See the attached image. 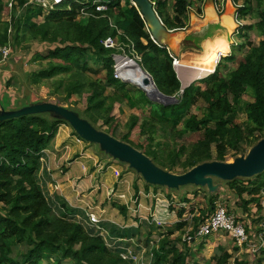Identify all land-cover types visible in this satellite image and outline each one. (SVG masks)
Instances as JSON below:
<instances>
[{
  "label": "trees",
  "instance_id": "16d2710c",
  "mask_svg": "<svg viewBox=\"0 0 264 264\" xmlns=\"http://www.w3.org/2000/svg\"><path fill=\"white\" fill-rule=\"evenodd\" d=\"M27 1L13 0V9L21 11L22 16L14 29V40L17 45L35 42L45 45L48 50L46 55L35 56L34 60L46 63V66L27 75L30 84L38 85L62 75L55 81L53 95H60L61 90L65 101L73 96L85 95L86 107L82 114L87 116L84 118L89 125L99 120L111 125L114 107L124 101H127L130 108L139 106L144 112L149 110L146 113L148 117L142 120L135 116L129 119L126 124L128 132L122 136L124 142L129 140L131 131L136 128L141 135L151 136L160 127L175 142L188 133H202L201 138L189 149L177 145L169 146V149L165 143L166 152L162 156H158L150 144L145 155L162 171H172L178 166V170H181L179 174H183L200 164L225 163L228 150L239 155L245 152L244 146L250 147L253 142L264 139V0H253L257 8L261 9L259 22L246 28L249 31L256 30L261 38L259 43L247 44L248 50L234 70L222 75L218 66L213 75L205 79H202L205 76L198 78L202 79L199 81L195 79L196 82L185 89L179 101L168 106L151 102L144 92L114 77V56H127L132 60L139 57L140 61L136 63L151 76L161 94L176 97L180 93V82L173 67L175 56L151 40L131 0H123V5L122 0H88L85 6L73 0L70 1V10L62 4L50 11L43 22L34 21L41 10L29 11L28 6H25ZM164 1L172 3L174 17H168L163 12L165 2L150 0L166 29H185L191 1ZM93 3H101L106 10L96 12ZM246 4L243 9H238L239 13L248 12L249 0H246ZM82 10L87 18L81 20L77 17ZM241 28L239 30H243ZM7 32L6 28L0 33V46L8 42ZM107 39L116 40V46L106 48L103 42ZM240 46L243 47V44ZM232 58L231 52L224 60ZM91 63L98 68L91 67ZM248 89L254 96L253 101L246 106V124L241 127L237 121L239 101ZM201 104V117L189 114L193 107ZM27 105L31 107L33 103L28 101ZM66 109L80 114L79 110ZM168 115L172 124H181V130H168L165 127L164 119ZM65 124L69 123L54 112L36 113L0 122V264H43L52 261L60 264L65 260H71L72 264H132L124 261L119 251L107 247L95 230H87L75 222L76 211L68 207L66 202L57 198L54 207L45 196L39 179L41 152L45 151L48 155L55 152L58 128ZM56 155L61 156L60 153ZM51 166V173L43 169L44 176L57 183L67 181L74 175L83 176L84 173L83 166L79 165V172L76 173L72 164L64 160L59 161L57 167L54 164ZM108 169L100 161L94 164L92 172L96 185H99L95 192L96 198L93 199L91 195L85 197L79 203L83 206L80 209L94 214L101 221L108 218L125 228L121 230L112 227L114 230L110 232L111 238L130 239L134 237V226L140 218L139 202L141 198L147 199L149 196L139 195L140 190L136 185L132 188V196L127 191V184L132 177L128 173L121 176L122 171H117L119 175L115 176L113 171L119 182L114 186V195H110L108 200L106 188L102 187V177ZM258 176L263 181L258 184L250 182L249 189L237 187V180L228 186L236 190L239 198L244 194L257 195L264 190V172ZM214 201L211 199L206 211H200L197 218L191 219L193 229H197L208 218V213L214 208ZM257 201L252 198L250 203ZM172 205L168 202L166 207ZM106 209L108 211L104 212ZM184 212L183 209L179 210L176 213L178 223L161 235L158 248L153 251V264H189V260H192L189 243L181 242V237H178L176 242L182 243V249H179L172 244L175 241H169L175 232L185 233L184 227L188 222L181 221ZM141 226L149 231V236L159 229L155 224L147 222L141 223ZM238 250L234 247L233 252ZM230 259L224 247L218 246L215 249L212 259L214 264H228ZM235 263L245 264L238 261Z\"/></svg>",
  "mask_w": 264,
  "mask_h": 264
},
{
  "label": "rangeland",
  "instance_id": "374dc122",
  "mask_svg": "<svg viewBox=\"0 0 264 264\" xmlns=\"http://www.w3.org/2000/svg\"><path fill=\"white\" fill-rule=\"evenodd\" d=\"M39 1L29 0L28 2L29 4L27 6H28L29 11H32V12H37V10H41L40 15H38L36 19H34V21L43 22L51 10L48 7V3H47L49 0H39ZM160 1L165 2L164 0H160ZM190 1L192 4H190L189 12H194V13L196 12L199 16L203 17L205 0H190ZM10 3H12V0H0V33H2L3 30L6 28L8 30L7 32L8 42L5 45L0 46V50H2L3 48H6L10 53V55L8 54V56L4 59L2 55L3 53L0 51V114L9 116L12 114L20 113L19 111H21L22 108L19 107L18 103L19 104L24 103L25 106H29L27 105L28 101L31 103L35 102L37 104H51V105H56V106L57 104H59L60 107H63L65 109L69 108L71 110L72 109L79 110V113L81 115L74 111L73 113L82 122L85 123V118L87 116L82 114L86 107V104H85L86 96L85 95L73 96L71 97L69 101H65V95L62 93L61 90H60V95H53V93H55V88H54L55 81L61 78L62 75H58L49 81L45 80L38 85L30 84L27 75L32 71H38L42 66H46V63H40L39 61L34 60L35 56L37 54L46 55L48 50L45 45H39L35 42L27 43L29 45L25 43L17 45L16 40H14L15 33H16L14 29L17 27V23L21 19L22 16H20L21 11L19 10L15 11L13 9L14 5L11 8L9 7ZM123 4H124V1L122 0L121 5ZM64 5H66L67 10H70V8L72 7L71 6L72 4L70 2L69 3L67 2ZM245 5H247L246 0H226L223 4V7H219V10H217V12L215 11L216 15L213 14L211 16V20L216 22L217 18H221L223 15L229 14L233 18L236 12H238V16H236V18L239 19V22L241 24V26H238L237 29L235 30L236 25L234 24V22H232L234 25L233 29L235 30V31L232 30V32L234 31L235 35L237 36V40L233 42L234 44H236V47H231L233 58L231 60L222 59V61L218 65L220 66L219 69L221 70L222 75L226 74L228 71L234 70L237 67L238 63L241 61V59L243 58V56L248 50V47H247L248 43L257 45L259 41L261 40L256 30H252V31L246 30L248 26L255 25L256 23L259 22V13L261 9L257 8V4L253 0H249L250 8L248 12H246V14H243L242 12L239 13V11L237 10V7L243 9ZM53 8L56 9L57 7L54 6L52 7V9ZM263 10H264V2H263ZM163 12L168 17H174L171 2L169 1L165 2V5L163 7ZM77 18L82 20L84 18H87V14H84L82 10L81 13H79V16ZM232 18H231V21H233ZM193 20L194 22L195 21L199 22V20L197 21L195 18H193V16L191 17V19L188 16L186 20L187 30L189 32H191L192 30H194V28H196L193 26L189 27V24H193ZM200 23H203V21H200ZM239 27H244V28H241L243 30H239L240 29ZM9 31H10V34H9ZM176 33H180V32H176ZM183 34H186V32H183ZM236 36L229 35L228 36L229 41H232L233 39H235ZM193 41L191 42L189 38H186L185 42L186 44L188 43L186 47L189 46L191 48H195L199 40H196L194 42ZM115 42L117 43L116 40ZM242 44H243V47L240 46ZM180 50H181V55L179 56L180 58L183 56L184 58H187L186 55L188 56V54L194 53L193 50L187 49V52L183 54V52L185 51H183L184 49L182 50V47ZM199 50L200 51H197L198 53L201 52V49ZM222 52H223V55H226L227 47ZM194 57L196 56L195 55L191 56L189 60ZM124 59H125V56H114L113 57L114 66L119 64V66L121 67L120 75L122 76L124 81H126L125 83L129 84L128 86H131L136 90L142 91L143 89L142 90L139 89L141 88L140 87L141 85L137 84V82L135 83L130 77L133 71L132 69L128 67V64H131V63H124ZM189 60H185V61L188 62ZM185 61L181 62V64L186 65ZM216 63L217 62H216V56H215L214 63L210 66L211 68L206 73L209 74L212 72V70L214 71ZM199 64L201 63H197V65L195 66H198ZM90 66L94 68H98L95 64H92V63L90 64ZM179 75L181 79V74L179 73ZM198 78H201V77L191 76V73H190L189 82L191 80L193 81ZM131 82L133 84H136L138 87L133 85ZM183 84L184 86L187 85L188 81L184 79ZM200 86L203 87V85H200ZM129 90L133 91L131 88H129ZM253 96H254L253 92L250 89H248L240 98L238 114H237V121L239 122V125L241 127H244L246 124L245 109H246V106L253 101ZM201 106L202 104L200 106L193 107L189 114L195 115L197 117H201L202 116ZM148 111L149 110H146V112H144L141 109V107L139 108V106L136 108H130L127 101H124L123 104L116 105L114 107L113 122L111 125L103 124V122L99 120L97 121V123L93 122L92 125L90 126L94 128L98 133H101L113 139L114 141L121 143L122 145L126 147L132 148L138 151L142 155H145V151L148 150L147 147L150 144L152 146L151 149L154 152H156L158 156H162L165 154L166 144L168 145V148L169 146L171 148V146L174 147V145H177V146H185V148L189 149L202 136V133H193V134L188 133L185 136H183L181 139H178V141L175 142L172 140V138L170 139L168 132L163 131V129L160 127H157L156 132L152 133L151 136L147 134L141 135V133L139 132V129L136 128L131 131L129 135V140H127L128 143L124 142L122 140V136L128 132V129L126 128V124L128 123L129 119L132 116H135V117H139V119L142 120L143 118H145V116H147V114L145 113H147ZM164 125L168 130H171L172 128L181 130V124H172L169 115L168 117L164 119ZM61 126H66L70 128L72 130L71 135L75 136V139L82 142V144H85L86 149L91 150V152L98 157L99 161L103 163L102 164L103 166H106L109 164L116 165L120 167L121 170L119 171H122L121 176L128 173L130 177L135 179V181L136 179L141 178L140 170L132 166L130 163L126 161H122L121 159L106 152L98 144H94L89 141L82 140V138L79 137V135L76 133L73 127L70 126L69 124L60 125L59 128ZM149 138H151V140H149ZM263 141L264 139H260L258 141L253 142L250 147L244 146L245 152L239 155L238 154L235 155L234 151L228 150L226 154V157H227L226 163L233 164L235 161L240 160V161H244L243 163H241L242 166H245V167L253 166L259 158L258 156L259 148ZM92 153H89V154L93 156ZM145 157L148 160L153 161L151 158L147 157L146 155ZM155 162L158 163L157 161ZM49 163H51V161L49 162L47 159L46 160L43 159L41 161L42 167L39 173L40 185L43 188L45 196L47 197L51 205L56 207L55 201L57 198H59L61 201H64V202L67 201L66 204L69 207V204L71 205V203L68 204L69 198L67 199L68 194L64 191V188L63 190L60 189L59 187L57 188V185H54V183H52V180L49 181L44 176L43 169H46ZM210 175L215 177V180H211V182H213L215 186L217 187V189L213 191V193L207 192L206 187H203V190H198V191L194 189L193 190L194 192L197 191L195 195L186 194V197H190V199L188 200V203L186 204L182 203L180 200L183 197H185L184 194L181 196L180 193L176 192L172 197H175V199L177 198V200L181 202L179 204L184 205L186 209L188 210V212L190 210H194L192 211V213L193 212L197 213L198 211L199 212L206 211L209 205L208 201H210L211 197H213L211 195L213 194L214 196L217 197V201L219 202V204H222L223 207L226 209V211H228L231 215H233L235 219L237 220V222L241 223L245 227L246 232L249 236V242L247 246L241 247L240 249L237 247L239 250L237 252H233L234 247L236 246L234 242L232 241V239L227 235H223V234L213 235L211 237H207L203 239L202 241L201 240L194 241L188 244V247L193 255L192 260L191 259L189 260V264H214V261L212 259L215 253V249L218 247V245L219 246L223 245L222 247H224L227 253L230 254L231 259L229 260L228 264H236L235 263L236 261L242 262L245 264H264V258H262V255L264 252V232H263L264 231V190L260 191V193L257 195L251 196V195L244 194L241 198H239L236 190L231 189L227 186V183H230L229 180H233V181L237 180V183H238L237 187L243 186V187L248 188L251 181L253 184L254 182L255 184H258L260 181H263V179L261 178V176H253L251 178L250 177L244 178V176H241L239 174H234V173L228 174L229 176L219 175V174H210ZM132 178H131V181H132ZM216 180H218L219 184L218 182H216ZM130 183H131L130 192L133 193L132 188H134L135 184L133 182H130ZM142 185H143V188H141V190H144L145 189L144 186H147V185H145L143 182H142ZM147 187H149V189L151 190H156L153 186H147ZM67 188L68 187H66V189ZM95 188H98V187H95ZM158 190H163L161 192H163L164 195H167V191H165L164 189L158 188ZM252 198H255L256 200H258L257 203L256 202L250 203V200ZM73 200L74 199H72V201ZM162 203H165V202H162ZM176 207L177 208H173L174 212L175 210H178L180 208V206H176ZM216 207L217 206H215L214 204V208H211L210 212L208 213L209 215L207 217L212 215V212L215 210ZM72 208L76 211V213L74 214L75 220H76L75 222L82 224L87 230H90V227L86 225V220H85L86 216L84 217L83 211L81 209L78 211V209L74 206H72ZM185 213L186 211L184 212V214ZM187 218H188L189 228L193 229L194 227L193 222H192V225L190 223L191 218L190 217H187ZM91 229L95 231H99L100 232L99 234H101L103 226L99 225ZM105 230L108 232L110 236V231L106 228ZM165 230L166 229L163 228L160 230V232H164ZM184 230H185V227H184ZM138 231H139L140 238L138 240H134L135 242H132V240H128V239L119 240V238L118 239L116 238L117 240H111V241L109 240V238H106L104 242L106 246H111L113 249H116L119 247L121 249H127V251L130 253L132 257H135L134 255H136V260L134 261L135 263H132V264H153V251L158 248V244L161 240V238H158V237H162V236H159L158 234L159 232L157 231L153 232L152 235L149 236V231L144 229L143 226H139ZM178 235H179L178 233H174L172 236H170L169 241L170 240L175 241V242H172V244L175 243V246H178L180 249H182V243L176 242V241L178 237H181L182 239L185 233L182 234V236H178ZM261 244H263V247L260 248ZM120 254L121 252L119 253V256ZM43 264H55V262L54 261L49 262V263L44 262ZM60 264H72V263H71V260H65V261H62Z\"/></svg>",
  "mask_w": 264,
  "mask_h": 264
},
{
  "label": "crops",
  "instance_id": "0c3cea01",
  "mask_svg": "<svg viewBox=\"0 0 264 264\" xmlns=\"http://www.w3.org/2000/svg\"><path fill=\"white\" fill-rule=\"evenodd\" d=\"M198 10H199V8H198ZM196 14H197L196 12L195 13L189 12V15H188L190 17V19L193 16V18H195L197 21L199 20V22H196V21L194 22V20H193V24H189V27H192V26L196 27V28H194V30L189 32L187 30V26L185 29L177 30L178 32H180L182 34H183V32H186V34L181 35L179 38L180 41L182 40L180 42V46L177 47V48H179V51L181 52L180 49L182 47V50L184 49L183 51H185V52H183V54L187 52V49L193 50L194 53L188 54V56L186 55L187 58H184V56L182 55L183 57H181V58L177 57V59L180 62H184L185 60H189V58L193 55L196 56V57H194L195 59L197 57H202V53H204L205 50H207L209 45H211V44L214 45L218 39H223V38L225 39V42H226L224 44H227L226 45V47H227L226 55H228V54L230 55L231 54V44L237 40V36L235 35V32H234L236 30V28L232 32L233 34H231V36H236L235 39H233L232 41H229L228 36H226V32H225V29H227V28L222 24L221 20L216 21V22L209 20L208 17L206 16V14L204 13V10H203V17L199 16L198 14L196 15ZM234 19H235V16H233V22L236 25V22ZM200 21H203V23H200ZM186 38H189L191 42L193 40L194 41L199 40V42L196 44L195 48H191L189 46L186 47V45L188 44V43L186 44V42H185ZM195 49H197V50H195ZM199 49H201V52L198 53L197 51H200ZM178 71L181 74V81L182 82L184 79L187 80L188 83H190L192 81L191 80L189 82L190 73L192 76L193 67H188V66H185L182 64L179 66ZM18 105L22 109L29 107V106H25L24 103H22V104L18 103ZM35 105H39V104L34 102L32 106H35ZM147 116H148V114H147ZM147 116H145V117H147ZM71 134H72V130L70 128H68L66 126H61L59 128L58 133H57V137L55 140V145H54L55 146V152H52V154L49 155L48 161L49 162L51 161V163H49L48 166L46 167V171L48 173H51V168H52L51 165L54 164L57 167L59 165V161H61V160H64L67 163L72 164V169H74L76 171V173L79 172L78 166L79 165L83 166V171H84V173H82L83 176H79V175L75 176L74 175L71 179H69L67 181L60 182V183L59 182L57 183L51 179L52 183H54V185H57V188L59 187L62 190L64 188V191L68 194V197H67V199L69 198L68 204L71 203V205L69 204V206L71 208H72V206H74L78 210H80V208L83 206L82 205L80 206L79 203L81 201H84L85 197L87 198L91 195L93 197V199L96 198L95 192H96V190H98V188L93 189V187H99V185H96L97 182L94 180L95 176H94V173L92 172V167L94 166V164H97V162H99V159L96 155H94L91 152V150L86 149L85 144H82V142L75 139V136H73ZM132 150H134V149H132ZM134 151H136V150H134ZM56 153L57 154L60 153L61 156L58 157L56 155ZM89 153H92L93 156H91ZM143 156H145V155H143ZM150 162L157 169L162 171L159 167H157V165H155L153 163V161H150ZM208 164H212V163H208ZM201 165H205V164H200V165H197L196 167L201 166ZM76 166H77V168H76ZM106 166L109 169L106 170V172L103 174L102 180L104 183H103L102 187L106 188V190H105L106 191V197L108 200H110V198H111L110 195L111 196L114 195V193H113L114 186L116 183L119 182V181H117L118 179H116L114 177L113 171H114V173H116L117 171H119L121 169L119 166H116V165L109 164ZM177 167L178 166H176V168H173L172 171H166L165 170L162 172L166 173L169 176H183L193 169L192 168L183 174H179L181 170L179 171ZM140 177L141 178L136 179V181H135V179L132 178V181H130V182H133L139 188V190H140L139 195H148L149 198H147V199L141 198V201L139 202L140 206H141L139 208V216H140V218L138 219L139 222L134 226V229H135V232L133 235L134 237H131L130 239H128V240H132V242H135L134 240H138L140 238L137 230H138V227L141 226V223H143V222H147L148 224H155L156 226H157L156 221L161 223L162 226L161 227L158 226L159 229L156 230L157 232H159L158 233L159 236H161L164 233H166V231H168L170 227H172L174 224L178 223L179 220L176 216V213L179 210L183 209L184 211H186V213L183 215V218H182L183 220H181V221H184L185 223L188 222L187 217H190L191 219L193 217L197 218L199 213H200L199 211L197 213H195V212L192 213V211H194V210H190L188 212L186 207L184 205L179 204V203H181V202L184 204L188 203V200L190 199V197H186V194L195 195V193L198 190H203V187H206L207 192H212V193H213V191H215L217 189V187L215 186V184L213 182H211V184H207V183L205 184V182H204L206 180L207 181L215 180V177H213V176L204 177V179H203L204 183H201L202 181L199 183H186L185 185H181V186H177V187H169L167 185H156V184L148 182L143 177L142 174H140ZM232 181L233 180H229V182H232ZM130 182H128V184H127V191L128 192H130V187H131ZM142 182L147 186H153L156 190H151L147 186H144L145 189L141 190V188H143ZM216 182H218V180H216ZM218 184H219V182H218ZM228 184L229 183H227V186H228ZM66 187H68V188L66 189ZM158 188H162L165 191H167V195H164L163 192H161L163 190H158ZM241 188L249 189V187L247 188V187H243V186ZM194 189H196L197 191L195 190L196 192H194L193 191ZM82 192H85V194L83 193L81 195ZM176 192L180 193L181 196L183 194L185 195V197L180 199L181 202L179 200H177V198L175 199V197H172ZM170 193H172V194H170ZM131 195H132V193H131ZM211 195L213 196V197H211V199H215L214 204H215V206H217L215 208V210L218 207L223 206L222 204H219L216 196H214L213 194H211ZM72 199H74V200L72 201ZM170 199H172V200H170ZM169 200L173 204L172 205L173 207L170 206L171 208L166 207L167 203L170 202ZM162 202H165V203H162ZM74 203H75V205H74ZM176 206H180V208L178 210H175V212H174V210L171 211V209L177 208ZM103 211L107 212L108 209L103 210ZM213 212H212V214H213ZM185 218H187V219H185ZM207 219L205 221H207ZM139 223H140V225H139ZM102 226L105 227L106 229H108L110 232H111V230H114V228H112V227H115V229H119L118 225H116V223H114V222H111L108 218L104 219ZM136 226H138V227H136ZM120 228H121V230L125 229L124 227H120ZM163 228L166 230L164 232H160V230ZM187 228H189L188 223L186 224L185 230ZM152 233H151V235H152ZM175 233H178L179 234L178 236H182V232H175ZM158 238H161V237H158ZM124 240H126V239H124ZM181 242H182V239H181ZM173 244L175 245V243H173ZM220 245H222V244H220ZM176 247L179 248L178 246H176Z\"/></svg>",
  "mask_w": 264,
  "mask_h": 264
},
{
  "label": "water",
  "instance_id": "95a60500",
  "mask_svg": "<svg viewBox=\"0 0 264 264\" xmlns=\"http://www.w3.org/2000/svg\"><path fill=\"white\" fill-rule=\"evenodd\" d=\"M132 5L138 9L141 18L143 19L148 32L150 34L151 40L158 45L159 47L167 48L175 57L181 55L178 46H180V39L173 37L171 30H167L164 26L162 20L158 16L155 10L154 3H151L150 0H131ZM214 9V0H205L204 2V13L208 15ZM226 36L229 35L226 31ZM135 66L140 70L144 75L143 85L148 86L150 84L155 88V96H151L143 91L146 97L154 103H158L164 106L172 105L177 103L179 98L184 93L185 89L191 86L196 80H193L187 85H183L178 70L174 68L177 79L180 82V93L177 97H167L161 94L155 86L151 76L143 71L137 63H134ZM201 79H197L199 81ZM140 89V88H139ZM20 113L12 115H0V122L11 120L27 115H32L36 113L44 112H54L62 116L70 126L76 131L80 138L83 140L89 141L94 144L100 145L106 152L112 154L113 156L130 163L135 168L139 169L143 177L150 183L156 185H167L169 187H177L185 185L186 183H208L211 184V181H204V177L211 176L210 174H219L227 175L234 173L244 176V178H251L253 176H258L264 172V141L262 142L257 162L251 167L242 166L241 163L244 161H235L233 164L228 163H212L205 164L193 168L187 174L183 176H169L166 173L157 169L145 156L140 154L137 151L132 150L129 147L114 141L113 139L98 133L94 128H92L88 123L82 122L77 116L69 112L67 109L51 105V104H39L31 106L19 111ZM230 178V177H229ZM204 181V182H203Z\"/></svg>",
  "mask_w": 264,
  "mask_h": 264
},
{
  "label": "built area",
  "instance_id": "2783aa9c",
  "mask_svg": "<svg viewBox=\"0 0 264 264\" xmlns=\"http://www.w3.org/2000/svg\"><path fill=\"white\" fill-rule=\"evenodd\" d=\"M70 1L71 0H49L47 3H48V7L52 11L54 9V8L52 9V7H54V6L58 7V6L62 5V4L70 2ZM75 1H80L79 3L82 6H85L87 4L88 0H84V1L75 0ZM214 1H215V10L217 11V10H219V7H223V4H224V2L226 0H214ZM28 2H29V0L27 1V4L25 6H27L29 4ZM39 2H37V3H39ZM13 5H14V3H13V0H12V3H10L9 7L11 8ZM92 6L95 7L96 12H102V11L106 10V7L104 5H102L101 3H98V4L93 3ZM238 9H239V7H237V10ZM236 16H238L237 12L235 14V17ZM236 23H237V27L241 26V24L239 22V19L236 20ZM239 28H241V27H239ZM9 34H10V31H9ZM114 42L115 41H113L111 39H107L106 41L103 42V45L106 48H114L116 46V42L115 43ZM231 46H235L236 47V44L232 43ZM0 51L3 53L2 55H3L4 59L8 56V54L10 55L9 51L6 48H3ZM225 57H226V55L218 53V60H217V63L215 65V68L219 65L221 60L224 59ZM136 61H140L139 57H135V59L132 60L129 57L125 56V59H124V63L134 64V63H136ZM180 63H181L180 61H178L175 57H173V67L174 68H176V69L179 68V64ZM215 68H214V71H215ZM214 71L212 73H209L205 77H208V76L212 75L214 73ZM114 76H115L116 79H119V80H121L123 82H126V81H124V79L120 75L119 64L114 66ZM41 154H42L41 161L43 159L49 160V155H48L47 152L42 151ZM118 175H119V173L116 172L115 176H118ZM120 197L122 199H125V197L123 195H121ZM83 213H84V217L86 216L85 220H86V225L88 227L95 228V227H97L99 225L102 226V223L104 221H101L94 214H92L90 212H87L86 210H84ZM156 223H157V226H159V227L162 226L161 223H159L157 221H156ZM190 223L192 224V220L190 221ZM139 225H140V223H139ZM136 227H138V226H136ZM118 228L121 229L119 226H118ZM96 232H97L98 236H100V237H102L104 239V241L106 240V238H109L110 241L118 239V238L117 239L116 238H111L104 227L102 229V233L101 234H99L100 233L99 231H96ZM221 234L229 236L232 239V241L234 242L235 246L238 247L239 249L241 247H245V246L248 245L249 236H248V234L246 232L245 227L241 223L237 222L235 217L233 215H231L228 211H226V209L223 206L218 207L213 212V214L207 219V221H205L204 223L199 225L197 227V229L187 228L185 230V235L183 236L182 241L183 242H187V243H192V242L198 241V240L202 241L203 239H205L207 237H211L213 235H221ZM119 240H122V239H119ZM122 242H124V241H122ZM107 247L112 248L111 246H107ZM261 247H263V244L260 245V248ZM113 250H117V251H119V253L121 252L120 257L124 261L135 263L134 261L136 260V255H134L135 257H132L130 255V253L127 251V249H121L119 247V248H116V249H113Z\"/></svg>",
  "mask_w": 264,
  "mask_h": 264
},
{
  "label": "bare ground",
  "instance_id": "6f19581e",
  "mask_svg": "<svg viewBox=\"0 0 264 264\" xmlns=\"http://www.w3.org/2000/svg\"><path fill=\"white\" fill-rule=\"evenodd\" d=\"M215 11L216 10H215V1H214V9H211L210 13L208 15H206L209 20H211V16L213 14L216 15ZM231 18H232V16H230L229 14L228 15H223L221 18H217V21H220L221 20L222 24L228 29V32L227 33H229V34L232 32V30H234L233 29L234 25L232 23L233 21H231ZM176 32H178V31H173L172 32V35H173L174 38L179 39L182 33L179 34V33H176ZM224 43H226L224 38L223 39H218L215 42L214 45L211 44V45L208 46L207 50H205V52L202 53V57H197L196 59L195 58H191L188 62L185 61V63H186L185 66L193 67L192 76H195V77H204V76H206L208 74L206 72L211 68L210 66L214 63L215 56H216V61H217L218 60V53L223 54L222 51L225 50L226 45H227V44H224ZM196 62L197 63H201V64H199L198 66H195V65H197ZM180 65H182V64L180 63L179 66ZM128 67L130 69H132V71H133L132 75H130L131 79L135 83L137 82V84L141 85L140 86L141 87L140 89L141 90L143 89V91H145L147 94H149L151 96H155L156 95L155 94V88L153 87L152 84H150L148 86H144L143 85V79H145V77L140 72V70L137 68V66H135L134 64H128ZM177 70H178V68H177ZM120 71H121V67H120ZM212 72H213V70H212ZM178 74H179V71H178ZM133 85L137 86L136 84H133Z\"/></svg>",
  "mask_w": 264,
  "mask_h": 264
},
{
  "label": "clouds",
  "instance_id": "9594fccd",
  "mask_svg": "<svg viewBox=\"0 0 264 264\" xmlns=\"http://www.w3.org/2000/svg\"><path fill=\"white\" fill-rule=\"evenodd\" d=\"M234 16H235V15H234ZM235 20H237L236 17H235ZM236 29H237V23H236ZM175 31H177V30H175ZM237 31H238V30H237ZM231 34H232V33H231ZM231 34H229V35H231ZM229 35H228V36H229ZM231 47H232V46H231ZM228 56H229V55H226V57H228ZM226 57H225V58H226ZM175 58H176V57H175ZM225 58H224V59H225ZM221 61H222V60H221ZM219 64H220V63H219ZM216 69H217V67L215 68V70H216ZM214 72H215V71H214ZM213 74H214V73H213ZM213 74H212V75H213ZM210 76H211V75H210ZM208 77H209V76H208ZM205 78H207V77H204V78H202V79H205ZM202 79H201V80H202ZM194 83H195V82H194Z\"/></svg>",
  "mask_w": 264,
  "mask_h": 264
}]
</instances>
